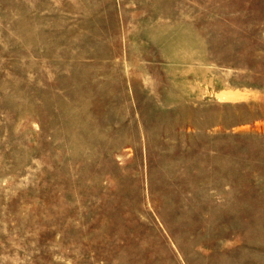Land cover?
Wrapping results in <instances>:
<instances>
[{
    "label": "rangeland",
    "instance_id": "rangeland-1",
    "mask_svg": "<svg viewBox=\"0 0 264 264\" xmlns=\"http://www.w3.org/2000/svg\"><path fill=\"white\" fill-rule=\"evenodd\" d=\"M0 264H264V0H0Z\"/></svg>",
    "mask_w": 264,
    "mask_h": 264
}]
</instances>
